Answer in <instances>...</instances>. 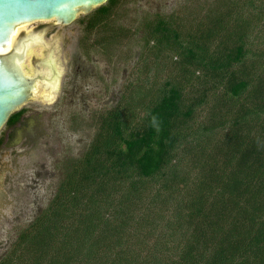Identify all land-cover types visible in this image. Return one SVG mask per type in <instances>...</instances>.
<instances>
[{
  "label": "trees",
  "instance_id": "16d2710c",
  "mask_svg": "<svg viewBox=\"0 0 264 264\" xmlns=\"http://www.w3.org/2000/svg\"><path fill=\"white\" fill-rule=\"evenodd\" d=\"M117 6L87 15L89 32L111 33L101 44L122 34ZM140 33L137 82L0 264H264V0H217ZM163 207L172 242L155 251L145 231Z\"/></svg>",
  "mask_w": 264,
  "mask_h": 264
},
{
  "label": "rangeland",
  "instance_id": "374dc122",
  "mask_svg": "<svg viewBox=\"0 0 264 264\" xmlns=\"http://www.w3.org/2000/svg\"><path fill=\"white\" fill-rule=\"evenodd\" d=\"M216 1L118 0L110 24L122 34L117 41L105 44L99 42L100 38H108L111 33L89 32L88 14H81L69 25L40 21L20 30L15 40L17 45L26 33L33 31L32 36L43 41V45L29 49L25 70L32 75L45 76L48 68L42 70L38 65L47 61L52 52L60 78L51 101H33L20 110L36 125L29 143L21 136L12 147L0 145V257L17 232L47 207L69 161L80 158L87 151L102 113L127 94V86L137 82L136 72L143 67L141 55L146 51L140 33L145 23L171 14L186 20L193 15L199 18ZM39 26H50V30L36 31ZM50 94L48 84L40 89L38 96ZM210 109V104L204 107L198 120L202 121L204 113L207 115ZM9 129L4 127L0 131V140L6 139ZM168 209L163 207L162 218L152 226L154 231H145L148 235L146 245L152 250L159 251L167 242H172L167 221L174 220L173 210ZM173 236L180 238L178 234Z\"/></svg>",
  "mask_w": 264,
  "mask_h": 264
},
{
  "label": "water",
  "instance_id": "95a60500",
  "mask_svg": "<svg viewBox=\"0 0 264 264\" xmlns=\"http://www.w3.org/2000/svg\"><path fill=\"white\" fill-rule=\"evenodd\" d=\"M109 0H0V131L10 116L30 102L51 101L58 86L60 70L50 55L45 76L32 75L24 62L31 48L27 42L12 54V37L18 28L40 21L69 25L81 14H89ZM46 84V85H45ZM51 86V94L38 96L43 86Z\"/></svg>",
  "mask_w": 264,
  "mask_h": 264
},
{
  "label": "flooded vegetation",
  "instance_id": "af4514ba",
  "mask_svg": "<svg viewBox=\"0 0 264 264\" xmlns=\"http://www.w3.org/2000/svg\"><path fill=\"white\" fill-rule=\"evenodd\" d=\"M25 27V26H23ZM21 27L19 29V32L20 30L23 28ZM50 26H39L36 31H39V30H42V32H47L49 31L50 29L48 28ZM18 32V34H19ZM22 33H24V30H22ZM35 32H31V34H25L24 37L21 39V42L19 45H17V43L15 42L16 40V37L14 39V42H13V49L12 51L7 54V55H10L12 54V52H14V50L17 48V47H21V45L24 43V42H27L29 44V46L34 47L35 45H38V44H41L43 45V41L41 40L40 37H34L32 36ZM52 54V52H49L48 54V57H47V61H43L41 62V65H38V68L39 69H47L48 68V71L50 69L49 67V61H50V55ZM41 70V71H42ZM41 76V75H39ZM42 77V76H41ZM46 85V84H45ZM18 112V111H17ZM16 113V112H15ZM13 113L10 118L8 119V121L6 122V124L4 125V127H8L10 128L9 131L7 132V135H6V139L4 141L0 140V145L1 146H4V147H12V145H14L13 143H16L18 142L19 139H21V136H24L26 138V143H29V137L33 138L32 136V132H35L36 130V125L33 124L31 122V120L29 121L28 119V116L27 115H24V112L21 114V116L19 117V119H17L16 121L14 122H11V117L15 114ZM32 119V118H31ZM3 127V128H4ZM33 141L36 142L35 139H33ZM31 141V142H33Z\"/></svg>",
  "mask_w": 264,
  "mask_h": 264
},
{
  "label": "bare ground",
  "instance_id": "6f19581e",
  "mask_svg": "<svg viewBox=\"0 0 264 264\" xmlns=\"http://www.w3.org/2000/svg\"><path fill=\"white\" fill-rule=\"evenodd\" d=\"M20 28H21V27H20ZM20 28L17 29L16 34L12 37V42H11L10 48L12 47V44H13V42H14V39H15V37L17 36V34H18Z\"/></svg>",
  "mask_w": 264,
  "mask_h": 264
}]
</instances>
